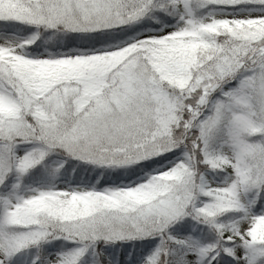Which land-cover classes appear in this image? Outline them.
Instances as JSON below:
<instances>
[{
	"label": "snow or ice",
	"instance_id": "snow-or-ice-1",
	"mask_svg": "<svg viewBox=\"0 0 264 264\" xmlns=\"http://www.w3.org/2000/svg\"><path fill=\"white\" fill-rule=\"evenodd\" d=\"M0 264H264V0H0Z\"/></svg>",
	"mask_w": 264,
	"mask_h": 264
}]
</instances>
